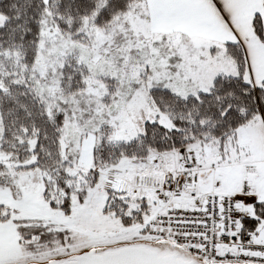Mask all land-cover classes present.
<instances>
[{
    "label": "snow or ice",
    "instance_id": "1",
    "mask_svg": "<svg viewBox=\"0 0 264 264\" xmlns=\"http://www.w3.org/2000/svg\"><path fill=\"white\" fill-rule=\"evenodd\" d=\"M0 264H264V0H0Z\"/></svg>",
    "mask_w": 264,
    "mask_h": 264
}]
</instances>
